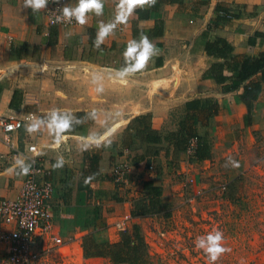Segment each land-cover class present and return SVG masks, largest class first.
I'll return each mask as SVG.
<instances>
[{"label":"rangeland","instance_id":"374dc122","mask_svg":"<svg viewBox=\"0 0 264 264\" xmlns=\"http://www.w3.org/2000/svg\"><path fill=\"white\" fill-rule=\"evenodd\" d=\"M15 58L16 61L4 63L0 60L4 75L0 104L4 90L16 93L14 108L8 105L1 111L18 117L23 111H32L38 114L37 120L44 121L36 133L46 139L40 147L44 158L50 161L57 196L62 201L61 213L69 216L61 220L62 230L86 235L95 227H104L101 235L111 241V215L119 216L128 210L134 218L131 227H138L151 264H213L194 242L214 230L223 233L222 246L231 249L215 264H264V105L248 130L235 126L234 133L208 139L210 155L205 163L191 164L193 167L183 171L185 153H177L164 164L153 159L156 176L150 178L161 192L157 203L143 190L145 181L122 189L124 192L115 190L109 176L114 157L102 169L100 154L115 151L124 138L127 148L116 153L128 150L132 163L136 161L138 156L133 151L139 139L124 130L123 121L143 106H162L174 91L187 89L190 79L181 64L180 67L175 63L166 73L147 67L146 63L140 70L143 72L120 77V71L112 67L81 59L60 62L42 58L20 61L17 55ZM120 80H125V84ZM52 109L59 110L62 116L86 111L84 118L72 125V134L80 136L98 137L114 124L122 125L98 145L74 138L50 148L55 144L54 134L47 127ZM26 133L23 130L19 137L29 143L32 140ZM59 157L65 164L54 169ZM93 157H98V161H93ZM190 161L193 163V159ZM233 161L239 167H233ZM93 174L95 178L85 185V178ZM111 234L115 241L119 240L120 236ZM72 248L68 257L43 264H113L104 258L85 259L83 250L79 254L76 246Z\"/></svg>","mask_w":264,"mask_h":264},{"label":"crops","instance_id":"0c3cea01","mask_svg":"<svg viewBox=\"0 0 264 264\" xmlns=\"http://www.w3.org/2000/svg\"><path fill=\"white\" fill-rule=\"evenodd\" d=\"M77 3L78 0H69V7L74 8ZM102 3V15L97 16L94 12H88L86 14L87 22L81 27L57 29L47 25L45 9L33 13L32 9L23 8L24 0H0V60L2 63L4 60L16 61V55L20 57V61H37L42 58L45 61L72 62L81 59L88 64L101 63V65L112 67L121 72L125 69L122 68L123 65L131 63L126 62L123 56L128 42L135 40L139 43L140 34L146 35L154 47L153 54L147 61V67L167 73L175 63L179 66L181 64L190 80L187 82V89L182 87L174 91L172 96L163 100L162 106L155 105L149 108L143 106L140 111L123 121L124 130L139 139L135 143L136 145L134 144L135 150L133 151H136L138 156L134 162L136 165L148 160L153 161V159L164 164L175 156L177 154L175 147L177 133L181 122L187 115H193L196 118L195 131L207 141L217 135L225 136L234 133L235 126L238 128L243 126L245 130L252 126L254 117L258 114L260 107L264 105V83L261 84L257 100L252 104V123L248 126L243 120L247 109L239 98L242 86L236 90L225 92L222 86L216 84L213 79L205 78L204 75L216 59L205 56L204 44L213 37H219L225 39L233 47L234 55L257 56L258 53L264 52V0H156L154 7L150 4L136 6L127 22L122 23L123 30L119 31L117 26L120 24H117L114 31L97 48L95 42L99 25L101 22L107 24L114 21L119 0H102ZM137 9L145 11L144 14L145 16L147 14V18H139L135 13ZM220 12L230 13L232 18L215 23V17ZM256 33L258 35L255 36ZM248 39H250V43ZM109 68L106 69L110 70ZM120 83L125 84V80H120ZM13 94L8 90H4L1 94L0 117H8L2 114L1 109L9 105ZM194 101L201 102L200 108L217 104V114L206 119V107L203 110H196ZM27 112L23 111L21 115ZM84 112L86 111L73 112L66 116L71 121V130L64 133L65 139L61 143H67L74 138L92 143L90 140L81 139L89 136L72 134L75 131L72 126L74 122H79L85 116L77 114ZM141 116H147V118L144 124L135 125L134 128L138 129L139 133L129 129L131 121ZM121 125L122 123L114 124L102 135L90 137L100 142L114 134ZM23 130L12 136L13 144L20 150H25L31 144H35L39 148L44 167L50 169L51 181L54 185V199L57 204L54 216L55 227L60 236L65 239L79 238L71 247L76 246L77 252L82 254L80 238L84 234L64 231L61 228V220L69 218V216L61 213L62 201L57 196V187L50 161L44 158L40 147L46 142V139L38 137L35 132L28 134L32 141L27 143V139L20 140L19 137ZM147 135L157 137L160 141L150 142L146 139ZM120 142L121 144L115 151L101 152L100 168L103 166L102 169H106V163L113 157L115 161L119 157L126 156L125 153H116L127 148L124 138ZM60 144H53L50 148L60 146ZM8 152L0 142V155ZM207 161H198L197 164ZM14 165V163L5 164L0 160V198L12 199L20 190L23 175H18L16 168L12 172L7 171ZM141 167L142 164L132 170L128 188L131 189L132 186L149 180ZM12 229V226H5L0 222V231H11ZM108 232L109 239L112 242L115 241L116 239L112 238L109 228ZM3 256L4 247L0 245V259ZM102 259L92 258L91 260L100 261Z\"/></svg>","mask_w":264,"mask_h":264},{"label":"built area","instance_id":"2783aa9c","mask_svg":"<svg viewBox=\"0 0 264 264\" xmlns=\"http://www.w3.org/2000/svg\"><path fill=\"white\" fill-rule=\"evenodd\" d=\"M65 6L69 7V0H59L58 3L49 0L44 14L50 28L66 29L82 26L76 22L75 18L71 21L52 23L55 17L62 14L61 10ZM222 16L232 18L230 13H223ZM117 29L123 30L122 23L117 26ZM3 76L0 71V82ZM33 119L37 120V114L34 112H27L19 117L13 115L0 117V142L9 151L1 154L0 160L5 164L14 163L15 165L16 160H21L25 165L31 166L29 174L23 176L18 194L12 199L0 198V222L5 226L13 227L11 231H0V245L4 247V256L0 259V264H43L52 259L66 258L73 249L71 246L79 240V238L61 237L55 227L54 216L57 204L54 199V185L51 181L50 169L44 167L39 148L31 144L25 150H20L13 144L12 136L25 129V125L31 123ZM196 147L197 139H189L183 152L186 155V167L182 168L183 171L193 167L191 164L198 162L193 158ZM124 153L126 156L115 160L109 170L115 190L128 188L132 170L140 164L144 174L149 178L147 181H153L150 176H156L154 161L136 165L132 163L128 150ZM190 159H193V163ZM15 165L14 168L19 173L20 168ZM188 181L193 183L194 179ZM133 219L131 212L127 210L119 216H113L112 221L108 223V228L118 238L131 229Z\"/></svg>","mask_w":264,"mask_h":264},{"label":"trees","instance_id":"16d2710c","mask_svg":"<svg viewBox=\"0 0 264 264\" xmlns=\"http://www.w3.org/2000/svg\"><path fill=\"white\" fill-rule=\"evenodd\" d=\"M144 12L140 9L135 11L139 18H147V14L145 16ZM222 14L220 12L216 15L215 23L230 20L229 18L223 17ZM248 40L250 43V39ZM204 51L207 58L213 57L216 59L204 75L205 78L213 79L216 84L222 86L225 92L236 90L242 86V92L239 98L247 109L243 120L245 124L250 126L252 123V104L257 100L261 91V84L264 83V52L258 53L257 56H249L247 54L234 55L233 47L225 39L219 37H213L206 41ZM225 72L226 74H224ZM15 102L16 93L12 96L9 108H14ZM194 103L196 110H203L206 107V119L217 114V104L200 108V101H194ZM77 115L83 116L84 113H78ZM146 118L147 116L135 118L131 121L128 128L139 133V130L134 127L138 123L144 124ZM195 124L196 118L193 115H187L181 122L177 139L175 140L176 152L183 153L188 140L196 138L197 147L193 155L194 160H208L210 155L209 143L207 139L196 133L194 128ZM146 139L155 143L160 141L157 137H150V135H147ZM95 160L98 161V157H93V161ZM145 162L149 164L150 160ZM142 188L148 195L155 198L158 203L161 194L160 186H155L152 181H145ZM131 228L132 230L121 234L118 241L111 242L101 235L104 232V227L100 229L95 227L93 231L87 233L81 239L83 257L85 259L106 258L113 264H151L146 243L140 236L138 227L134 225Z\"/></svg>","mask_w":264,"mask_h":264},{"label":"clouds","instance_id":"9594fccd","mask_svg":"<svg viewBox=\"0 0 264 264\" xmlns=\"http://www.w3.org/2000/svg\"><path fill=\"white\" fill-rule=\"evenodd\" d=\"M53 2L58 3L59 0H53ZM156 0H119L117 5L115 19L112 22L104 24L103 22L99 25V31L97 34V40L95 46L99 48L100 44L104 42V39L110 35L117 24L126 23L128 17L132 14L136 6H143L145 4L154 5ZM49 0H24L23 8L32 9L33 13L38 12L41 9H46ZM88 12H94L97 16L103 14V3L102 0H78L76 7H63L61 10V15L55 17L52 20V23H60L63 20L71 21L72 18H75L76 22L80 25H83L87 22L86 14ZM154 47L149 42V39L143 33L140 34V42L137 43L135 40H130L127 44L123 56L125 57L126 62H132L130 67L122 70L117 73L118 76L124 77L129 73H134L142 70L147 61L150 59L153 54ZM99 91V89H98ZM57 109H52L49 113L50 119L47 121V127L51 134H54V143L59 145L64 137V133L71 130V121L66 116L58 114ZM44 123L42 120L33 119L31 123L25 125V131L28 134L35 133L39 130L40 126ZM9 130H11V125H9ZM90 140L93 144H99V141L93 137L81 138ZM15 159V158H14ZM65 164L63 157H59L57 162L53 165L54 169L62 168ZM20 168L18 175L27 176L31 171L30 165H25L23 161L16 160V165ZM233 167H239L238 162L233 161ZM15 168H9L7 171L12 172ZM95 178V174L90 175L85 178V185L89 184ZM223 233L219 230H214L213 232L208 233L206 236H200L194 242L196 248L204 250L205 254L210 261L215 264V261L219 257L227 252H230V248L222 246Z\"/></svg>","mask_w":264,"mask_h":264}]
</instances>
